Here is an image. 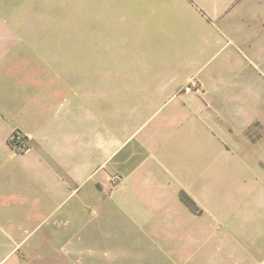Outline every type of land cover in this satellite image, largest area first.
Wrapping results in <instances>:
<instances>
[{"label": "crops", "instance_id": "crops-1", "mask_svg": "<svg viewBox=\"0 0 264 264\" xmlns=\"http://www.w3.org/2000/svg\"><path fill=\"white\" fill-rule=\"evenodd\" d=\"M261 187L264 0H0V264L69 244L91 263L87 209L184 247L218 248L221 225L223 243L258 236L264 253V212L259 228L243 207ZM238 253L211 264H251Z\"/></svg>", "mask_w": 264, "mask_h": 264}, {"label": "rangeland", "instance_id": "rangeland-1", "mask_svg": "<svg viewBox=\"0 0 264 264\" xmlns=\"http://www.w3.org/2000/svg\"><path fill=\"white\" fill-rule=\"evenodd\" d=\"M77 11L78 9L76 8V14ZM81 24V22H76V27L79 25L81 27ZM34 72L37 73L38 71L28 70V78L33 76ZM193 81L198 82L197 79H193L191 81V87L198 89L200 83L198 82L197 86H193ZM253 126L254 125L250 127L248 136L252 141H256L258 134L257 131H254ZM251 152H257V148L252 149ZM116 182L112 180L113 185H115ZM261 189L264 191V187H261ZM262 191L248 197L249 199L243 204V207L249 208L248 213L252 212L251 223H254V225L259 228V223H261V221H259V218L255 216V214L264 212V202L262 201L264 199V192ZM187 202L190 205L186 202L184 203L191 207L192 210H198L189 197L187 198ZM84 215L83 221H86L87 224V218H89L92 228H94V231L92 232V236L94 237H92L91 240L93 260L89 264H211V258L216 259V256L222 251L229 255L228 257L230 258L239 257L238 249L239 252H241L242 257L244 256L241 259H249L251 264H264V253L262 246L258 244V236L250 238L253 243L249 245L238 244L240 239H234L232 236V239L228 240L230 241L229 243H223L221 238H225L228 235L225 234L226 231L222 229L221 225L217 230H214L218 233L220 240L218 248L212 243L184 247L178 245L179 239H183V237L180 236L181 234L177 236L179 231L152 229L133 230L130 229L129 224L127 223L129 222L127 215H122L116 212L106 213L104 210L99 212L92 210L89 213L87 209ZM203 217L205 218L206 216L204 215ZM101 231L106 234H111L109 236L110 239L108 238L109 242L106 243L101 239ZM241 232L243 231L241 230ZM203 233L204 238L212 235V232L205 230ZM253 233V230H246V234L248 235ZM82 240L84 241L85 239L83 238L81 241ZM85 241L88 242V240ZM72 246V244H69L67 246L55 247V252L58 254L57 259L47 264H73ZM184 259H187L188 261H185ZM218 260L220 261V259ZM75 263L77 264V260Z\"/></svg>", "mask_w": 264, "mask_h": 264}, {"label": "built area", "instance_id": "built-area-1", "mask_svg": "<svg viewBox=\"0 0 264 264\" xmlns=\"http://www.w3.org/2000/svg\"><path fill=\"white\" fill-rule=\"evenodd\" d=\"M192 85L197 86L198 82L193 81ZM9 143L14 148V150L18 152H24L29 148L30 140L29 136L26 133L22 132L19 129H15L9 137ZM111 178L114 182H116L120 179V176L116 174L113 175Z\"/></svg>", "mask_w": 264, "mask_h": 264}, {"label": "trees", "instance_id": "trees-1", "mask_svg": "<svg viewBox=\"0 0 264 264\" xmlns=\"http://www.w3.org/2000/svg\"><path fill=\"white\" fill-rule=\"evenodd\" d=\"M180 197H181V199L184 201V202H186V203H188L187 202V198H188V196L187 195H185V194H183V192H181V194H180ZM189 204V203H188ZM190 205V204H189Z\"/></svg>", "mask_w": 264, "mask_h": 264}]
</instances>
